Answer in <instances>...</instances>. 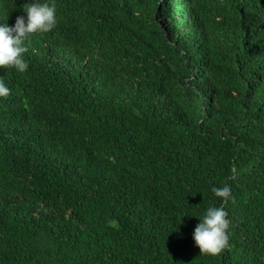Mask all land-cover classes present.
I'll use <instances>...</instances> for the list:
<instances>
[{"label":"trees","instance_id":"trees-1","mask_svg":"<svg viewBox=\"0 0 264 264\" xmlns=\"http://www.w3.org/2000/svg\"><path fill=\"white\" fill-rule=\"evenodd\" d=\"M56 7L27 71L0 66V264H264V0ZM212 205L216 256L193 239Z\"/></svg>","mask_w":264,"mask_h":264},{"label":"clouds","instance_id":"clouds-1","mask_svg":"<svg viewBox=\"0 0 264 264\" xmlns=\"http://www.w3.org/2000/svg\"><path fill=\"white\" fill-rule=\"evenodd\" d=\"M23 10L26 15L17 16L13 25L0 23V66L12 68L18 73L26 72L29 66L25 58L29 34L47 33L59 22L56 0H27ZM11 91L4 77L0 76V97L10 95ZM213 192L223 201L231 199V187L228 184L213 187ZM198 218L193 239L200 253L212 256L220 254L230 242L231 221L227 208L222 205L208 206Z\"/></svg>","mask_w":264,"mask_h":264}]
</instances>
